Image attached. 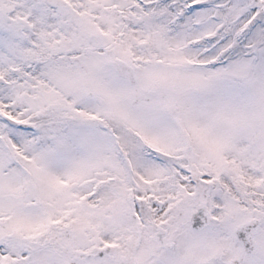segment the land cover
Wrapping results in <instances>:
<instances>
[{"label": "snow or ice", "instance_id": "snow-or-ice-1", "mask_svg": "<svg viewBox=\"0 0 264 264\" xmlns=\"http://www.w3.org/2000/svg\"><path fill=\"white\" fill-rule=\"evenodd\" d=\"M0 264H264V0H0Z\"/></svg>", "mask_w": 264, "mask_h": 264}]
</instances>
